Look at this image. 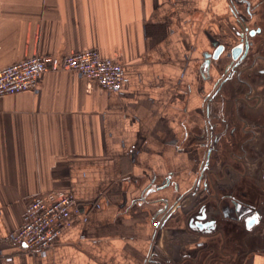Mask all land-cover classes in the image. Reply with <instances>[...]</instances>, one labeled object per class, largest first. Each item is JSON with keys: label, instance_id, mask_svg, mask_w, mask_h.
Masks as SVG:
<instances>
[{"label": "crops", "instance_id": "crops-1", "mask_svg": "<svg viewBox=\"0 0 264 264\" xmlns=\"http://www.w3.org/2000/svg\"><path fill=\"white\" fill-rule=\"evenodd\" d=\"M251 1L264 43V0ZM230 7L0 0V68L97 47L127 74L114 92L47 71L34 90L0 96V264H264V45L251 89L240 83L248 97L229 83L213 97L220 72L201 73L210 36L234 32ZM61 190L78 201L70 225L52 247L20 249L10 234L28 202ZM238 193L257 207L233 226Z\"/></svg>", "mask_w": 264, "mask_h": 264}, {"label": "built area", "instance_id": "built-area-1", "mask_svg": "<svg viewBox=\"0 0 264 264\" xmlns=\"http://www.w3.org/2000/svg\"><path fill=\"white\" fill-rule=\"evenodd\" d=\"M72 70L106 90L119 92L127 81L125 64L104 56L97 47L62 57L36 54L0 68V96L34 90L47 71ZM77 199L71 190L37 193L26 205L22 225L10 234L24 250H44L55 245L63 229L77 213Z\"/></svg>", "mask_w": 264, "mask_h": 264}, {"label": "flooded vegetation", "instance_id": "flooded-vegetation-1", "mask_svg": "<svg viewBox=\"0 0 264 264\" xmlns=\"http://www.w3.org/2000/svg\"><path fill=\"white\" fill-rule=\"evenodd\" d=\"M260 2H262V0H259V4H260ZM233 4H234L233 6L238 11H240L241 13H243L244 16L247 17V19H248L247 24L249 25V28H257L258 27L261 30H260V32L256 33L255 36L248 38L249 40H252V44L250 45V49H249L248 54H247L248 56H246L244 61L238 65H234L236 63V61L234 63H231L228 66L227 70L225 72H223L222 76L219 77V79H217V81H215V87H214V90L212 92L213 97L215 95H217L222 90L223 85H225L226 83H229L228 92H230L231 95L234 96V95H237V94L242 92L246 95V97L250 96L251 92L248 93L249 90L251 89L250 83L252 80L254 81V78L256 75L252 74L251 72H248V71L253 69L255 67V65L257 64L258 60L262 58V56L260 54L262 52V46L264 45V43H263V41L255 38L258 34L263 32V28L261 26H259V23H258V16L257 15H258L259 11L256 7L257 5L253 4V1H251V0H238V2L234 1ZM246 38L247 37H245V39L239 41V43H245L244 41L246 40ZM221 40L223 41L225 39L221 38ZM226 45H228V44L226 43ZM244 47H245V45H244ZM243 77H245V79ZM240 83H244V84H246V86L248 85L249 90L244 91L245 88ZM262 191L264 192V189H262ZM233 199H234V207H232V209H233L232 210V219H231L230 223L234 226L235 223L237 224L243 218V216L245 215L246 212L249 211L250 213H253L256 210L257 206L252 201L243 200L240 197V193L233 195ZM228 204H229V201L224 199L222 204H219V207H220L219 212L221 211V212L225 213L226 209L228 208ZM252 218H253V215L249 216L248 219L250 220ZM212 219L215 221V223L218 222V216H216L215 213H214V215H212ZM243 219H245V218H243Z\"/></svg>", "mask_w": 264, "mask_h": 264}, {"label": "water", "instance_id": "water-1", "mask_svg": "<svg viewBox=\"0 0 264 264\" xmlns=\"http://www.w3.org/2000/svg\"><path fill=\"white\" fill-rule=\"evenodd\" d=\"M234 1L238 2V0H231V15L236 19L237 25L233 28L234 32L232 35L224 38L225 40H221L218 37L210 36L211 44L213 45V50L211 51H205L203 53L204 60L201 64V73L204 77H210L211 71H217L219 73V77L222 76L223 72H225L228 68V66L231 63H236L234 65H238L241 62L244 61L246 56H248V51L250 49V45L252 44V40H249L248 38L253 37L256 35V33L260 32V28H249V25L247 24L248 19L246 16L243 15L240 11H238L233 5ZM245 43H239V41L245 39ZM226 43L228 45H226ZM238 43V44H237ZM245 45V47H244ZM217 77V79H219ZM216 79V81H217ZM169 185V177L166 178V182L163 184H155L153 183L150 186V190H153L155 188L161 189L165 188ZM206 206H203L202 208V214L198 216V218L205 219L207 212H206ZM257 219L256 216H254L252 219H250V222ZM213 220V219H212ZM207 221L206 224H210L208 222H211V224L215 221Z\"/></svg>", "mask_w": 264, "mask_h": 264}]
</instances>
